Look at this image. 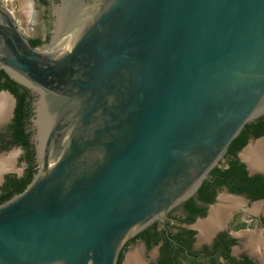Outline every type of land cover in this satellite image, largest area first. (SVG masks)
<instances>
[{"label": "water", "instance_id": "water-1", "mask_svg": "<svg viewBox=\"0 0 264 264\" xmlns=\"http://www.w3.org/2000/svg\"><path fill=\"white\" fill-rule=\"evenodd\" d=\"M55 14L42 49L0 3V70L38 93L40 162L0 203V264H118L264 114V0H60Z\"/></svg>", "mask_w": 264, "mask_h": 264}, {"label": "flooded vegetation", "instance_id": "flooded-vegetation-1", "mask_svg": "<svg viewBox=\"0 0 264 264\" xmlns=\"http://www.w3.org/2000/svg\"><path fill=\"white\" fill-rule=\"evenodd\" d=\"M25 1H18L20 9L30 13L31 8L28 6L30 4L27 3L23 9ZM59 3L60 0H33L32 21H36L34 24L36 27L31 30L33 34L31 36L22 31L12 14L29 42L31 39H40L41 44L37 46L38 48L43 49L51 41L56 18L55 8ZM25 16L28 17L27 14ZM30 44L32 45L31 42ZM1 81H5V78ZM18 83L27 90L26 101L29 102L30 114L25 122V129L30 150L34 151L33 160L28 161L27 149L14 140L12 125L17 99L10 90L2 88L0 96L4 94L10 102L6 117L4 114V117L0 118V160L5 164L8 162L4 171L1 170L3 172L0 175V195L4 192L9 178L25 177L29 166L33 165L38 170L40 164L34 123L38 93L31 87ZM262 119L264 120V114L247 123L239 136L248 124L257 123ZM245 138V143L235 153L229 152V147L216 167L226 170L231 167L232 160H238L239 164L244 165L249 176L260 174L264 182V134L256 136L251 128H247ZM253 146L256 148L250 153L256 160H250V156H245ZM16 147L23 152L22 160L26 164L24 170L18 168L16 164L18 155L16 157L11 151ZM212 171L201 184L202 186L207 180L211 183L204 197L200 193V186L193 195L167 214L165 225L160 220L154 221L129 238L121 251L118 264H264V210L254 208L264 204V196L254 198L246 192H234L226 185L219 186L215 183ZM188 202L191 205H188Z\"/></svg>", "mask_w": 264, "mask_h": 264}, {"label": "trees", "instance_id": "trees-1", "mask_svg": "<svg viewBox=\"0 0 264 264\" xmlns=\"http://www.w3.org/2000/svg\"><path fill=\"white\" fill-rule=\"evenodd\" d=\"M30 42L33 46L37 47L41 44L40 39H31ZM5 78V81H1ZM6 88L10 90L17 99V107L15 110V118L13 128L14 140L21 143L28 151V161L32 162L33 152L30 150V143L28 133L25 129V122L29 116V102L26 101L27 90L26 88L12 79L4 70L0 71V89ZM247 128H251L256 136L264 134V120H259L257 123H251L246 126L243 133L237 137L230 146L229 152L235 153L240 149L246 141L245 134ZM238 160H232L231 167L223 170L216 167L212 171V176L215 177V183L219 186L226 185L234 192H246L254 198L264 196V182L260 174L249 176L244 169L243 164H239ZM37 168L33 165L29 166L25 177L22 178H9L8 183L4 187V192L0 195V203L8 200L14 194L23 191L32 180ZM211 183L207 180L200 188V193L205 196ZM211 199V198H210ZM188 205H191L188 202ZM123 253V252H122ZM122 255V254H121Z\"/></svg>", "mask_w": 264, "mask_h": 264}, {"label": "bare ground", "instance_id": "bare-ground-1", "mask_svg": "<svg viewBox=\"0 0 264 264\" xmlns=\"http://www.w3.org/2000/svg\"><path fill=\"white\" fill-rule=\"evenodd\" d=\"M28 1V0H26ZM25 1V3H26ZM24 2V0H23ZM25 6V5H24ZM68 8L70 7V4L68 2ZM25 8V7H23ZM85 10H86V7L84 8H81V9H78L75 11V13L77 12L78 15H82V18L81 19H85L86 15L84 14L85 13ZM25 11V10H24ZM72 12L71 11H68V9H61L58 11V16H59V29H66L68 30V32H70V36H72L76 30L79 28V21L72 24L71 22H68L69 18H67L68 15H70ZM70 17V16H69ZM68 20V21H67ZM68 42V39L64 41V43ZM9 98L7 96H5L4 94L0 96V118L3 116L4 117V114L6 113V110L8 108V105H9ZM5 117H6V114H5ZM259 144V143H258ZM256 148V146H253L252 149H250L249 151H247L245 154V156H250L251 157V151ZM256 152V151H254ZM262 152V151H261ZM4 159V158H3ZM7 160V159H6ZM250 160H256L254 157L250 158ZM5 161V160H4ZM9 161V160H7ZM255 162V161H254ZM258 163V162H257ZM8 162L5 164L4 162H2L0 160V171L3 170L7 165ZM9 166V165H8ZM229 205V204H228ZM255 209L257 210H264V205H257L254 207ZM219 209V208H218ZM257 212V211H256ZM221 217V216H220ZM256 236V235H255ZM254 237V236H253ZM138 253V252H137ZM137 258V256H135ZM133 260V259H132ZM135 261V260H134Z\"/></svg>", "mask_w": 264, "mask_h": 264}, {"label": "rangeland", "instance_id": "rangeland-1", "mask_svg": "<svg viewBox=\"0 0 264 264\" xmlns=\"http://www.w3.org/2000/svg\"><path fill=\"white\" fill-rule=\"evenodd\" d=\"M18 1L19 0H0V2L4 6L9 8L10 11L12 12V14L15 16V18L17 19L22 31L26 35L31 36V35H33L31 30L33 31L35 29V27H36L34 25V24H36L35 23L36 21H32L33 0H28V1H26V3H24L25 6H26L27 3L30 4V5H28L31 8V12L30 13L29 12H27V13L23 12L20 9L21 6L19 5ZM24 5H23V7H24ZM26 14L28 15V17L25 16ZM11 151H12V153H15L16 157L18 155V157H17L18 160L16 158V164L18 165V168H20L21 170L26 169L25 161L22 160L23 152L21 150H19V148H17V147L13 148ZM37 164H38V162H37Z\"/></svg>", "mask_w": 264, "mask_h": 264}]
</instances>
